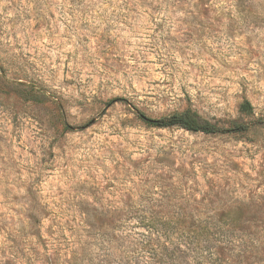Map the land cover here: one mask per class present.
Masks as SVG:
<instances>
[{"label": "rangeland", "instance_id": "374dc122", "mask_svg": "<svg viewBox=\"0 0 264 264\" xmlns=\"http://www.w3.org/2000/svg\"><path fill=\"white\" fill-rule=\"evenodd\" d=\"M0 264H264V0H0Z\"/></svg>", "mask_w": 264, "mask_h": 264}, {"label": "trees", "instance_id": "16d2710c", "mask_svg": "<svg viewBox=\"0 0 264 264\" xmlns=\"http://www.w3.org/2000/svg\"><path fill=\"white\" fill-rule=\"evenodd\" d=\"M240 109L244 112H250L252 110V107L249 102L244 101ZM148 125L156 127V128H179L183 129L185 131L191 132V133H204V134H214L218 133L220 131H225L220 128H218L216 125L210 123L207 120H204L201 118L198 113L191 109H186L182 112H176L172 113L164 118L160 119H150L146 118L145 116H140ZM125 219L128 220V222L132 219L135 223L138 225H144V228H148L149 232L152 235H156L158 238H164L165 243L161 245H155L157 248H161V250H156L152 252V255L157 257V260L164 261V259L168 258L172 262L175 260H181L183 261L186 257L187 251H189V246L186 245L187 240L193 239L194 236L193 232L188 231H182L180 236L176 238L175 243L171 242V236L175 233L176 229L174 227L169 226V220L164 218L163 216L158 217V220L156 219V215L148 214V215H137V214H130L125 215ZM161 223L164 225L163 228H159L158 224ZM167 226V227H165ZM114 229V228H112ZM151 236V235H150ZM190 236V238H188ZM203 238V236H202ZM174 244L178 245L175 246ZM147 245H150L148 243ZM180 248H183V250H180ZM198 251H201L200 248H198Z\"/></svg>", "mask_w": 264, "mask_h": 264}]
</instances>
